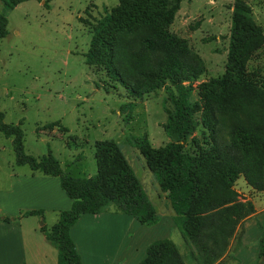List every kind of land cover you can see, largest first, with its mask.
Listing matches in <instances>:
<instances>
[{
    "label": "trees",
    "instance_id": "obj_1",
    "mask_svg": "<svg viewBox=\"0 0 264 264\" xmlns=\"http://www.w3.org/2000/svg\"><path fill=\"white\" fill-rule=\"evenodd\" d=\"M2 1L0 38L9 34L7 12L27 0ZM182 2L119 0L94 22H87L92 40L86 63L99 67L113 87L120 84L136 98L160 88L167 91L164 129L170 141L156 147L144 135L136 142L192 249L185 256L172 239H158L148 245L139 264H185L187 258L193 264H221L238 226L256 213L253 201L240 198L236 180L243 175L254 189L264 190V73L248 69L249 61L264 47V28L244 0H235L225 73L204 82L194 98L192 84L206 66L188 40L171 28ZM0 131L13 139L17 164L59 177L73 200L70 209L60 211L57 223L42 226L58 250V264H83L71 230L84 214L120 212L146 226L159 221L117 141H96L97 173L74 176L64 171L52 153L41 158L27 154L21 124L6 123L2 111ZM111 206L116 210H110ZM23 215L43 216L44 210H27ZM13 219L0 215V221ZM261 227L256 264H264Z\"/></svg>",
    "mask_w": 264,
    "mask_h": 264
},
{
    "label": "rangeland",
    "instance_id": "obj_2",
    "mask_svg": "<svg viewBox=\"0 0 264 264\" xmlns=\"http://www.w3.org/2000/svg\"><path fill=\"white\" fill-rule=\"evenodd\" d=\"M244 1L254 19L264 27V0ZM234 2L183 0L182 10L171 27L188 40L206 66V71L192 84L194 98H198L204 82L225 73ZM118 3L119 0H27L8 11L9 34L0 38V111L5 114L6 123L21 124L27 154L41 158L52 153L64 171L74 176L97 173L96 141H117L160 216L143 240L151 244L170 238L186 256L191 244L176 224L170 200L136 142L144 135L156 147L170 141L164 129L168 119L166 89L136 98L120 84L113 87L114 82L99 67L86 63L85 53L92 40L87 22H94L106 8ZM248 69L264 73V47L249 61ZM123 104H127L124 110ZM29 172H34L30 165L17 164L13 139L0 131V215L18 220L27 210L43 209L40 224L50 228L59 221L60 211L32 208L33 197L30 193L21 195V185L13 178L14 174ZM56 178L59 185L44 186V197L35 202L67 210L61 203L62 194L73 200L62 188L60 178ZM235 189L241 199L254 202L257 212L238 226L221 264H256L261 225L264 226V190L254 189L243 175L236 180ZM110 210L116 209L111 206ZM32 220L25 225H38ZM133 238L138 241L136 236ZM185 264L193 262L187 258Z\"/></svg>",
    "mask_w": 264,
    "mask_h": 264
},
{
    "label": "crops",
    "instance_id": "obj_3",
    "mask_svg": "<svg viewBox=\"0 0 264 264\" xmlns=\"http://www.w3.org/2000/svg\"><path fill=\"white\" fill-rule=\"evenodd\" d=\"M181 10L182 4L179 12ZM13 178L21 185V195L30 193L33 197L32 208L64 210L60 206L46 207L40 202H35L38 197H44L43 193L46 190L44 186L59 185L56 176L29 172L21 176L14 174ZM36 185L38 187H32ZM48 195L52 197L53 194ZM61 203L64 205L63 208L69 209L73 201L62 194ZM38 216L22 215L18 220L0 221V264H58V250L52 248L54 245L46 238L42 231L44 224H40L41 217ZM29 219L37 221L38 225L32 227L25 225ZM152 229L132 215L103 212L82 215L72 227L71 234L82 256L83 264H139L146 256L147 247L151 242L147 243L143 238ZM134 236L138 238L137 242H134ZM247 236L246 234L245 237Z\"/></svg>",
    "mask_w": 264,
    "mask_h": 264
}]
</instances>
